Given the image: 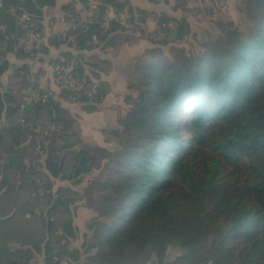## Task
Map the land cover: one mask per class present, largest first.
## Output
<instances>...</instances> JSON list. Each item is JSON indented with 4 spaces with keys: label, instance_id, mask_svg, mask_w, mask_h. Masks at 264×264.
I'll use <instances>...</instances> for the list:
<instances>
[{
    "label": "trees",
    "instance_id": "trees-1",
    "mask_svg": "<svg viewBox=\"0 0 264 264\" xmlns=\"http://www.w3.org/2000/svg\"><path fill=\"white\" fill-rule=\"evenodd\" d=\"M92 1L62 4L60 17L77 27L49 37L67 50L48 61L63 63V55L84 88L100 83L96 101L77 99L89 111L110 90L99 73L111 61L93 50L117 53L127 28L107 16L108 7L127 8L131 23L150 13L131 0ZM57 2L0 0V76L7 74L0 81V264H32L40 255L44 264H59L56 255L82 264L83 253L84 264H264V0H241L249 27L219 19L220 33L198 51L180 44L192 33L189 19L159 13L154 44L130 73L129 108L120 126L106 130L113 147L84 140L61 101L76 100L71 87L54 83L61 99L51 87L50 99L21 107L44 68L26 60L9 70L10 54L35 60L48 48L44 19ZM79 9L91 14L83 18ZM25 12L43 37L34 53L18 46ZM49 124L57 128L39 152L37 137ZM95 169L101 174L74 187ZM56 178L71 184L55 188ZM80 199L97 210L83 249L72 246ZM172 247L179 252L170 258Z\"/></svg>",
    "mask_w": 264,
    "mask_h": 264
},
{
    "label": "crops",
    "instance_id": "crops-1",
    "mask_svg": "<svg viewBox=\"0 0 264 264\" xmlns=\"http://www.w3.org/2000/svg\"><path fill=\"white\" fill-rule=\"evenodd\" d=\"M67 1L68 0H58L56 6H54L51 13L46 15L44 19V30H43L44 41L46 42L48 48L44 51H41L38 54V56L35 58V60L27 59V61H29V64L33 66V70H38V68H44L42 74L39 77V84L41 86L53 87L56 90L57 98H60L59 89H57V87L55 86L52 80L51 70L48 67V61L50 57L58 55L61 51L67 50V46L66 45L55 46L53 44H50L49 37L53 33L63 31L67 25V22H65L64 20H59L61 19L60 15L64 13V10L62 9V4ZM131 3L134 7H140L150 11V13L146 16L145 20L141 22L137 21L138 23L137 22L136 23L138 25L136 26L135 29L132 26L125 29V31L123 32L124 38L122 39L123 41L121 47L117 53H113L110 51L101 53L99 50H94V52H98L99 55L111 61L110 70L102 71L101 73H99L100 74L99 77H101L102 79H104L109 83L111 92L107 93L105 99L101 102L98 108L93 111H89L85 109L84 104L82 102L66 101L60 98L62 103L66 107H68V109L72 112V114L75 115V117L77 118L78 127L84 140L93 143H99L101 145L108 147L110 146L102 144L100 142H95V141H99L98 138L102 136L101 130H104V128L106 127L107 128H110V126L113 127V125H111L110 122L111 121L110 116H108V114L103 110V108L116 107L120 104L125 105V103L123 102L125 95L129 92V78H130L131 70L133 69L134 66L135 59L147 47L152 46L154 44L152 38L149 36L150 33L153 32L156 28L158 14L161 12H167L172 17H177V18L186 17L187 19H189L190 22L192 21L191 16L185 11L187 10V8H185L180 3H174V2L165 3L163 0H157V1L131 0ZM85 13H86V17L83 18H87V16L91 14L90 11H85ZM57 23H63V25L59 29L55 30L53 27ZM18 60L19 62L17 63V65H20L24 62V58H20ZM95 170H93L92 173H94ZM90 174L91 173L87 174L86 177ZM100 174L101 172L98 175ZM93 176L96 175L94 174ZM92 177H88V180ZM87 181L85 182V184L87 183ZM62 184H71V183L68 180H62L60 178L55 179V185H54L55 188H57ZM90 208L91 207L85 205L84 203L78 206L75 216V223L78 225L79 229L80 226L77 221L78 217L80 216V214L85 215L86 213H88V210L91 211ZM93 214L96 215V213ZM93 214L92 216H94ZM87 231L85 230L84 233L82 234L83 241L81 245L78 246L76 245V243L72 241L73 247H79L83 249L82 245L84 242V234ZM79 238H81L80 232L78 234V239ZM83 255H82V259L79 260L80 262H82V264H84ZM44 262H45V258L42 255H40L39 261L33 264H44Z\"/></svg>",
    "mask_w": 264,
    "mask_h": 264
},
{
    "label": "rangeland",
    "instance_id": "rangeland-1",
    "mask_svg": "<svg viewBox=\"0 0 264 264\" xmlns=\"http://www.w3.org/2000/svg\"><path fill=\"white\" fill-rule=\"evenodd\" d=\"M163 1L165 3L166 2L180 3L185 8H187V10H185V11L192 18V21H191L192 33L187 35L184 38V40L182 42H180V44L186 46L189 50H192V51L200 50L202 47V43L204 41L213 39L220 33V28H219V25L217 23V21L219 19L232 18V19H234L235 23L240 25V27L244 30L247 29L250 25L245 11L242 10L240 7L241 0H163ZM113 8L114 7H111V8L108 7L109 10L107 9V11H106L107 16L115 14ZM78 12L82 17H86L85 11L79 9ZM123 13L125 14V18H124V21L122 22V24H126L127 28L132 26L135 29L136 26L138 25L137 24L138 22L137 23L136 22L135 23L129 22L128 18L130 17L131 14L127 8L125 9V11H123ZM107 22H108V20H107ZM62 25H63V23H57L53 28L55 30H57ZM153 32L150 33L149 37L152 38ZM123 38H124V34H123L122 39ZM95 43L98 44V47H99L100 41L95 42ZM94 50H99V49L96 48ZM90 53H91V51H86V54H90ZM10 57L12 59V64H11L9 70H12L17 65L19 60L14 58L12 54H10ZM25 60H27V58H25L24 61ZM30 60H34V59H30ZM6 76H7L6 73L1 75L0 81H6V79H7ZM130 91H131V89L129 88V92ZM109 92H111V88L108 91V93ZM75 101L76 102H83V101H79V100H75ZM123 103H125V105L120 104L116 107H105V108H103V110L108 114V116H110V119H111L110 122H111V125H113V127L120 126L119 118L122 117L123 115H125L128 108H129V105L125 101V98H124ZM113 127L110 126V128H113ZM110 128L106 127V128H104V130H101L102 136H100V138H98L99 141H95V142H100L102 144L109 145L110 147H113L114 145H116L114 139L108 138L109 134L106 130H108ZM39 168H41V165L39 166ZM101 171H102L101 169H98V170H95L94 173L91 172V174L88 175L83 180L82 183L76 184V185H74V187L82 189L83 185L88 180V177H92L94 174L98 175ZM78 201H79V205H81L82 203L87 205L84 199H80ZM89 207H91V206H89ZM92 208L93 207H91L90 208L91 211L88 210V213H86L85 215L80 214V216L77 219L78 224L80 226L79 232H80L81 238L78 239V237H77V238L73 239V242L76 243V245H78V246H80L82 241H83L82 234L84 233L85 230L87 231L88 224L91 221V218L93 217L92 214L93 213L97 214V210L95 208H93V210H92ZM90 216H92V217H90ZM178 252H179V249H177V247H172L170 249V253H169L170 258L174 257ZM39 259H40V256H38L34 260V262L32 261V264L37 263L39 261ZM74 264H77V263L74 262Z\"/></svg>",
    "mask_w": 264,
    "mask_h": 264
},
{
    "label": "built area",
    "instance_id": "built-area-1",
    "mask_svg": "<svg viewBox=\"0 0 264 264\" xmlns=\"http://www.w3.org/2000/svg\"><path fill=\"white\" fill-rule=\"evenodd\" d=\"M101 0H93L92 6L96 7ZM109 10V9H108ZM115 13V12H114ZM109 17H114L116 20L123 22L125 18V14L123 11L117 12L114 15H110ZM20 23L25 28V33L18 37V46L23 48L24 50L34 53L37 50L43 41V37L41 36L40 32L33 29L34 22L30 21V14L25 12L19 18ZM59 20H64L62 17ZM85 25V24H84ZM106 25L109 23L106 21ZM72 27H77L76 24L72 25L67 23L66 27L62 31L64 34L66 31ZM94 42H99V38L97 34L93 35ZM63 63L58 61H52L48 64L49 69L53 75V82L58 85V87H71L74 90L73 98L79 99L83 94L88 95L91 101H96L97 93L100 88V83L98 81H93L88 88H84V84L78 81H75L72 75V60L66 58L65 56L61 55L59 57ZM53 94V89L51 87H42L36 86L34 83L29 85L27 93L24 99L21 102V107H24L26 104L34 102V101H47L50 99V96ZM21 119L25 121V118L21 116ZM1 125V122H0ZM33 125V124H32ZM34 127V126H32ZM57 128L55 124H49L46 126L45 130L43 131V135H39L37 137V150L39 152H43L44 146L46 144L45 136L50 133L52 129ZM55 259L59 261V264H68L69 258L68 257H59L55 256Z\"/></svg>",
    "mask_w": 264,
    "mask_h": 264
}]
</instances>
